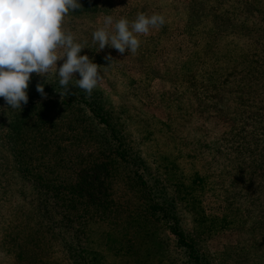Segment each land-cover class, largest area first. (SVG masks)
<instances>
[{
	"label": "rangeland",
	"instance_id": "1",
	"mask_svg": "<svg viewBox=\"0 0 264 264\" xmlns=\"http://www.w3.org/2000/svg\"><path fill=\"white\" fill-rule=\"evenodd\" d=\"M81 4L69 12L65 26L85 43L82 54L100 65L95 89L103 91L109 112L125 126L150 168L159 160L154 165L166 172L170 192L184 203L183 224L200 261L264 264V0H81ZM257 9L260 19L251 15ZM140 12L162 14L166 23L139 36L141 46L135 53L122 55L108 47L97 52L92 33L105 15L134 20ZM109 53L112 61L105 59ZM240 58L260 60L249 66L251 70L243 68L250 71L252 83L247 78L245 85L237 82L244 73L239 71ZM211 73L220 80L214 78L215 87L209 83ZM228 75L233 87L243 86L232 94L224 80ZM224 86L229 87L226 92ZM75 118L71 114L68 120L81 135L58 140V147L52 143L65 160L64 182H74L75 174L89 162L109 161L105 168L115 165L117 170L110 213L85 229L90 256L97 254V264H193L178 248L165 219L156 220L154 229L148 230V221L155 220L148 215L150 202L131 188L132 178L121 163L107 158L109 151L90 137L97 136L95 131H83L85 123ZM30 173L25 179L14 169L12 156L0 148V222L17 226L25 237L18 240L21 247H14L9 242L15 231L7 234L0 264H71L58 238L47 232L48 224L26 200L33 191ZM181 197L194 204L187 207ZM36 245L40 249L34 251Z\"/></svg>",
	"mask_w": 264,
	"mask_h": 264
},
{
	"label": "trees",
	"instance_id": "2",
	"mask_svg": "<svg viewBox=\"0 0 264 264\" xmlns=\"http://www.w3.org/2000/svg\"><path fill=\"white\" fill-rule=\"evenodd\" d=\"M257 10H253L251 15L258 18L257 14L260 11ZM240 59L241 61L238 60L237 63L241 72L245 66L251 70L249 66H257L260 62L256 58H248L246 61ZM216 62L219 61L216 60ZM243 72L240 77L237 74L233 80L239 77L237 82L245 85L247 78L250 80L248 83H252L250 71ZM214 78L212 73L208 75L209 83L213 87H215ZM227 79H230V75L224 78V80ZM228 80L227 84L231 85L233 80ZM48 81L53 84H45L47 99H44L36 91V84L43 82V79L32 78L28 88L29 100L22 106V110L2 106L5 101L0 98V148L12 156L14 169L25 179L24 175L31 172L33 191L30 196H28L29 193L26 194V200L35 213L48 224L47 232L50 235L53 233L58 238L69 262L71 264L99 263L97 254L90 256L93 252L88 247L85 229L93 220L104 219L106 214L110 213L109 206L113 201L111 199L113 178L117 173L115 165L105 168L109 161H102L101 164L89 162V165L75 174L74 182H69L70 184L64 182L61 169L65 165L63 164L65 160L57 151L58 149L52 147V143L55 142L58 147V140L64 142L73 140L76 135L78 137L81 135L80 131L74 132L80 128L73 126L68 120L69 116L74 114L76 121L85 123L81 127L83 131H95L98 137L94 135L90 137L99 147L109 151L107 158L120 162L125 168L126 176L131 177L133 181L132 184L129 183L131 188H136L150 202L148 215L153 216L155 220L148 221L149 227L151 226L148 230L154 229L156 220L165 219L168 228L175 236L178 248L185 250L193 264H203L200 257L196 255L197 250L194 249L187 228L183 224L184 203H180L170 192L168 180L164 176L166 172H162L157 165H154L158 164L159 160L155 159L153 163L151 162L153 168H150L149 162L142 152L136 149V144L125 132V126L117 121L116 114L112 115L109 112L103 91L94 89L89 95L79 88L72 87L67 95L61 96L57 91L64 90L60 88L58 78L55 80L48 78ZM233 86H230L231 94L237 90L236 88L243 87ZM227 87L224 86L222 91L226 92ZM92 164L96 166L91 167ZM24 194L22 192L23 197ZM181 198L179 200H185L187 207L194 204L185 197ZM13 231L16 235H10L9 243H12L14 247H21L19 242H22L24 236H20L18 227L9 228L4 223V219L1 220L0 248H3L7 242V234ZM10 249L14 252V248L10 247ZM38 249L40 246L36 245L34 251Z\"/></svg>",
	"mask_w": 264,
	"mask_h": 264
},
{
	"label": "clouds",
	"instance_id": "3",
	"mask_svg": "<svg viewBox=\"0 0 264 264\" xmlns=\"http://www.w3.org/2000/svg\"><path fill=\"white\" fill-rule=\"evenodd\" d=\"M82 7L81 0H0V98L9 109H21L29 100L28 88L33 74L43 77L36 91L47 99L45 84L55 74L67 95L75 87L91 94L101 79V68L87 53L85 43L65 26L69 12ZM165 16L143 12L134 20L105 15L92 33L98 51L105 47L118 53H135L141 46L139 36L163 26ZM89 48V47H87ZM106 60L112 61L109 53ZM58 61L62 63L58 67ZM79 77V78H77ZM53 84V83H51Z\"/></svg>",
	"mask_w": 264,
	"mask_h": 264
}]
</instances>
